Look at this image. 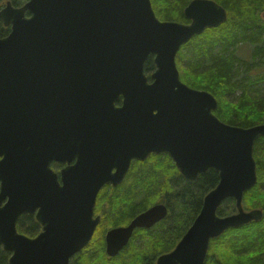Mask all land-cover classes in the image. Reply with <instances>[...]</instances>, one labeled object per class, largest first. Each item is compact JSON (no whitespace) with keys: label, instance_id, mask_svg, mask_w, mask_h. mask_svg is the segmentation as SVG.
<instances>
[{"label":"water","instance_id":"1","mask_svg":"<svg viewBox=\"0 0 264 264\" xmlns=\"http://www.w3.org/2000/svg\"><path fill=\"white\" fill-rule=\"evenodd\" d=\"M184 14L188 25L160 21L150 0H28L0 9L9 28L0 38V247L8 264H70L100 223L102 188L121 185L132 162L151 155H167L189 182L209 170L219 178L156 264H205L212 239L262 220L261 210H244L243 197L257 184L253 153L264 124L221 122L216 99L182 83L176 66L181 47L224 23L226 12L194 0ZM52 163L67 166L58 176ZM230 199L236 212L218 216ZM167 214L154 204L107 230L106 255ZM26 215L41 226L34 238L17 231Z\"/></svg>","mask_w":264,"mask_h":264},{"label":"trees","instance_id":"2","mask_svg":"<svg viewBox=\"0 0 264 264\" xmlns=\"http://www.w3.org/2000/svg\"><path fill=\"white\" fill-rule=\"evenodd\" d=\"M28 0H0L21 7ZM188 0H151L156 17L164 21L187 23L181 14ZM228 14L216 29L205 30L182 46L176 65L180 80L196 90L210 93L217 101L213 114L230 126L250 128L264 124V0H213ZM161 9V13L158 12ZM9 33L0 20V38ZM247 50V55L244 51ZM152 59L145 64L149 75ZM257 184L243 197L246 211L259 209L262 220L239 229H230L209 242L205 264H264V137L254 145ZM219 178L213 170L189 182L180 176L167 155H151L133 162L123 183L104 187L98 194L95 213L101 221L89 245L70 264H156L169 253L199 214L203 198L216 187ZM154 204H164L167 217L150 230H136L117 256L105 253L104 235L109 228L127 225ZM217 211L224 217L236 212L233 200ZM17 231L36 237L40 225L32 216H22ZM10 254L0 247V264H8Z\"/></svg>","mask_w":264,"mask_h":264},{"label":"flooded vegetation","instance_id":"3","mask_svg":"<svg viewBox=\"0 0 264 264\" xmlns=\"http://www.w3.org/2000/svg\"><path fill=\"white\" fill-rule=\"evenodd\" d=\"M192 1H194V0H188L187 2H186V4L182 7V11H181V14L183 15V17L186 19V17H185V14H184V11H185V9H186V7L192 2ZM213 1V0H212ZM153 5V4H152ZM154 7L155 6H153V9H154ZM222 7V6H221ZM224 9V8H223ZM225 10V9H224ZM226 11V10H225ZM158 12L159 13H161V9H159L158 8ZM226 13H227V11H226ZM227 19H228V14H227ZM187 20V19H186ZM160 21H164V20H162V18H161V20ZM184 24V23H183ZM188 24H190V21L189 20H187V23H185V25H188ZM224 24V23H223ZM222 24V25H223ZM121 102H122V98L120 97L119 99H118V101L117 102H115V105L116 106H120L121 105ZM67 166V164H65V163H52L51 164V169L56 173V174H58V176H59V173H60V171L63 169V168H65ZM128 174V173H127ZM127 176V175H126ZM126 178V177H125ZM125 180V179H124ZM106 187V186H105ZM109 187H111V186H109ZM104 188V187H103ZM102 188V189H103ZM111 188H113V187H111ZM96 206V205H95ZM99 217L100 218V221H101V216H100V214H97V213H95V209H94V217ZM100 224V223H99Z\"/></svg>","mask_w":264,"mask_h":264},{"label":"rangeland","instance_id":"4","mask_svg":"<svg viewBox=\"0 0 264 264\" xmlns=\"http://www.w3.org/2000/svg\"><path fill=\"white\" fill-rule=\"evenodd\" d=\"M178 54H179V53H178ZM244 54L247 55V50L244 51ZM177 56L179 57V55H177ZM258 86H259V87L262 89V91L264 92V83L259 84ZM224 206H225V204L222 205V207H224ZM225 208H226V206H225Z\"/></svg>","mask_w":264,"mask_h":264}]
</instances>
